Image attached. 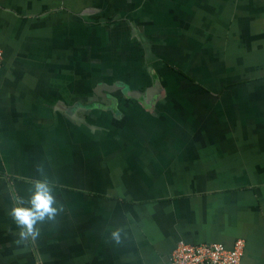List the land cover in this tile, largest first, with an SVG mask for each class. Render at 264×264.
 <instances>
[{"label": "crops", "instance_id": "1", "mask_svg": "<svg viewBox=\"0 0 264 264\" xmlns=\"http://www.w3.org/2000/svg\"><path fill=\"white\" fill-rule=\"evenodd\" d=\"M245 18L264 0H0V264H169L180 242L238 241L264 264V89L232 54L205 60L208 32ZM37 180L57 211L21 237L11 210Z\"/></svg>", "mask_w": 264, "mask_h": 264}, {"label": "rangeland", "instance_id": "2", "mask_svg": "<svg viewBox=\"0 0 264 264\" xmlns=\"http://www.w3.org/2000/svg\"><path fill=\"white\" fill-rule=\"evenodd\" d=\"M259 20L260 19L254 20L253 18L241 19L240 22L237 24L241 30L240 34H232V31L229 29L231 24H229L228 28L223 29H220L218 24V27H215L213 30L208 32L213 34V46L216 49V51L209 52L211 60H209L208 58L205 59L207 62L212 63V65H210L209 67L211 73H214V71L218 73L220 71L219 67L214 64V61H221L225 64L228 60V55L231 56L232 54L234 64L231 67L229 66V71H231L233 66H237V73H241L243 75L255 74V88H260L258 90L264 89V84L259 85V83L264 81V35H262L263 29L258 27V24H264V19L260 21ZM213 21L215 23L219 20L216 19ZM224 21L227 24V21ZM194 29L196 30V32L194 33V35H192L191 39L198 40L199 37H197L195 34H201V40H203V34L206 33L204 29L206 28L194 27ZM231 38L234 39L238 47L232 44ZM246 39L247 41L246 43H244V40ZM202 52L204 53V57H208V51L206 52L205 50H203ZM215 52H217L216 56ZM202 61L200 63H202ZM225 69H227L225 66L222 67V70ZM176 71L177 70L173 71L170 68L168 69V71H164L160 74L162 77V85L165 86L167 90H171L177 86L178 88H180L181 83L175 82V76L181 79V81H184L185 78H188L184 74V71ZM234 71H236L235 68ZM259 79H261L262 81H257ZM149 84L150 82L147 83V85ZM147 85L143 84V87L142 85H139V88L143 90Z\"/></svg>", "mask_w": 264, "mask_h": 264}, {"label": "built area", "instance_id": "3", "mask_svg": "<svg viewBox=\"0 0 264 264\" xmlns=\"http://www.w3.org/2000/svg\"><path fill=\"white\" fill-rule=\"evenodd\" d=\"M4 51L0 48V63ZM246 244L238 241L233 249L221 243L192 244L180 242L173 250L169 264H242Z\"/></svg>", "mask_w": 264, "mask_h": 264}, {"label": "clouds", "instance_id": "4", "mask_svg": "<svg viewBox=\"0 0 264 264\" xmlns=\"http://www.w3.org/2000/svg\"><path fill=\"white\" fill-rule=\"evenodd\" d=\"M33 189L29 201L30 207H23L21 202L19 206L13 207L11 210L16 224L21 229V237L34 236L36 222L42 221L45 217L51 219L57 211V208L52 206L54 197L47 180L35 181ZM113 236L118 237V230L113 232Z\"/></svg>", "mask_w": 264, "mask_h": 264}, {"label": "flooded vegetation", "instance_id": "5", "mask_svg": "<svg viewBox=\"0 0 264 264\" xmlns=\"http://www.w3.org/2000/svg\"><path fill=\"white\" fill-rule=\"evenodd\" d=\"M194 73H195V69H193V71H192V76H191V77H194V75H195ZM149 82H150L149 85H147L143 90L141 89V90H142L141 95H142V98H143V99H145L143 96L146 95L145 93H146V91L149 90V89H153V93H154V92H158V91H156L157 88L155 87V84H156L157 82H156L155 80H153V81L150 80ZM195 84H196L195 86L192 85L190 88H191V89H194V88H196V86H197L198 88H207L206 86L204 87V86L201 85L200 83H199V85H197V83H195ZM159 85H160V84H159ZM161 89H164V88H161V87H160L159 90H161ZM138 93H139V92H138ZM143 93H144V94H143ZM142 98L140 99L141 101H142Z\"/></svg>", "mask_w": 264, "mask_h": 264}, {"label": "water", "instance_id": "6", "mask_svg": "<svg viewBox=\"0 0 264 264\" xmlns=\"http://www.w3.org/2000/svg\"><path fill=\"white\" fill-rule=\"evenodd\" d=\"M155 87L157 88L156 91H159V89H160L159 83H156L155 84ZM109 88H111V89H117V86L114 85V86H110ZM145 94H146V95H144V98L145 99L142 98V102H144L146 104L147 103V99H149V98L152 97L153 89L147 90ZM136 95L141 99V97H142L141 93H136Z\"/></svg>", "mask_w": 264, "mask_h": 264}]
</instances>
